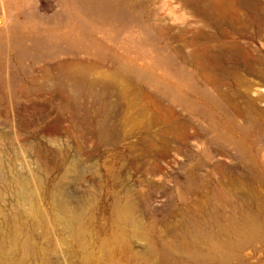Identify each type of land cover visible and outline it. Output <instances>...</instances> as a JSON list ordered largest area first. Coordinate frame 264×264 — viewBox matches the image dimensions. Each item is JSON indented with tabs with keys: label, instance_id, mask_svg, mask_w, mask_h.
<instances>
[{
	"label": "rangeland",
	"instance_id": "obj_1",
	"mask_svg": "<svg viewBox=\"0 0 264 264\" xmlns=\"http://www.w3.org/2000/svg\"><path fill=\"white\" fill-rule=\"evenodd\" d=\"M0 264H264V0H0Z\"/></svg>",
	"mask_w": 264,
	"mask_h": 264
},
{
	"label": "bare ground",
	"instance_id": "obj_2",
	"mask_svg": "<svg viewBox=\"0 0 264 264\" xmlns=\"http://www.w3.org/2000/svg\"><path fill=\"white\" fill-rule=\"evenodd\" d=\"M70 221H68V223H69Z\"/></svg>",
	"mask_w": 264,
	"mask_h": 264
}]
</instances>
